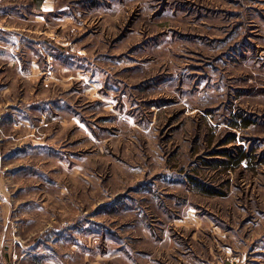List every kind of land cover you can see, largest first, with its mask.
Segmentation results:
<instances>
[{
    "label": "rangeland",
    "instance_id": "1",
    "mask_svg": "<svg viewBox=\"0 0 264 264\" xmlns=\"http://www.w3.org/2000/svg\"><path fill=\"white\" fill-rule=\"evenodd\" d=\"M0 0V264H264V0Z\"/></svg>",
    "mask_w": 264,
    "mask_h": 264
},
{
    "label": "crops",
    "instance_id": "2",
    "mask_svg": "<svg viewBox=\"0 0 264 264\" xmlns=\"http://www.w3.org/2000/svg\"><path fill=\"white\" fill-rule=\"evenodd\" d=\"M37 1H38V3H37L38 6H42L44 0H37Z\"/></svg>",
    "mask_w": 264,
    "mask_h": 264
}]
</instances>
